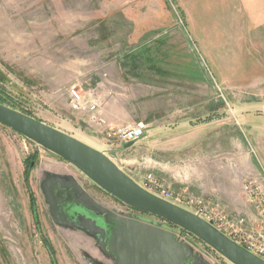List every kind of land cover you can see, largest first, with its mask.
<instances>
[{
    "label": "rangeland",
    "instance_id": "374dc122",
    "mask_svg": "<svg viewBox=\"0 0 264 264\" xmlns=\"http://www.w3.org/2000/svg\"><path fill=\"white\" fill-rule=\"evenodd\" d=\"M71 88L92 92L106 127L142 122L143 138L121 150L71 110ZM0 102L104 153L146 190L155 180L253 223L243 183L264 188V0H0ZM48 185L50 201L61 192L102 222L158 226L187 264H229L1 124L0 264H118L94 220L54 217Z\"/></svg>",
    "mask_w": 264,
    "mask_h": 264
},
{
    "label": "water",
    "instance_id": "95a60500",
    "mask_svg": "<svg viewBox=\"0 0 264 264\" xmlns=\"http://www.w3.org/2000/svg\"><path fill=\"white\" fill-rule=\"evenodd\" d=\"M0 124L74 167L124 207L187 232L227 263L264 264L198 215L138 185L104 153L78 139L2 104ZM136 143L123 144L121 150H128ZM44 188L49 200L50 186ZM48 203L52 204L50 200ZM90 206V210H97ZM99 228L95 226L97 232L102 231L106 250L118 264H187L182 245L168 232L117 218L104 219Z\"/></svg>",
    "mask_w": 264,
    "mask_h": 264
},
{
    "label": "built area",
    "instance_id": "2783aa9c",
    "mask_svg": "<svg viewBox=\"0 0 264 264\" xmlns=\"http://www.w3.org/2000/svg\"><path fill=\"white\" fill-rule=\"evenodd\" d=\"M67 93L71 110L76 113H86L89 123L105 127L106 138L117 142L119 147L129 142H138L143 138L146 126L142 122L125 127H106L101 107L91 91L84 94L82 91L71 88ZM148 184L149 192L155 191L157 196L176 205L184 204L187 210L198 215L226 237L264 261V188L255 180H246L243 183L244 194L255 212L253 223L244 217L218 212L196 197L173 198L172 194L164 190L163 186L155 180H149Z\"/></svg>",
    "mask_w": 264,
    "mask_h": 264
},
{
    "label": "flooded vegetation",
    "instance_id": "af4514ba",
    "mask_svg": "<svg viewBox=\"0 0 264 264\" xmlns=\"http://www.w3.org/2000/svg\"><path fill=\"white\" fill-rule=\"evenodd\" d=\"M80 173V172H79ZM63 193V192H62ZM53 194V193H52ZM56 195L54 196L53 201H51L52 206H53V215L54 217L59 221V222H70V223H77V221H79L78 217L79 216H83L85 218H89L91 220H94L97 224V226H100L102 223L101 217L98 216H94L91 212L84 210L81 207H77L76 205H74L73 203V199L71 200V202L69 201V199L66 197L62 198V201L60 200V195L61 192L55 193ZM59 196V197H58ZM108 196V195H107ZM110 197V196H109ZM112 198V197H110ZM113 199V198H112ZM116 201V200H115ZM118 202V201H116ZM119 203V202H118ZM121 204V203H119ZM121 206H123L121 204ZM124 207V206H123ZM126 208V207H125ZM129 209V208H128ZM132 210V209H130ZM134 211V210H132ZM137 212V211H134ZM140 213V212H138ZM144 214V213H142ZM147 215V214H146ZM98 217V218H97ZM162 223H165L167 225H170L169 223H166L164 221L161 220ZM154 229H158L160 230V228L155 227V226H150Z\"/></svg>",
    "mask_w": 264,
    "mask_h": 264
},
{
    "label": "trees",
    "instance_id": "16d2710c",
    "mask_svg": "<svg viewBox=\"0 0 264 264\" xmlns=\"http://www.w3.org/2000/svg\"><path fill=\"white\" fill-rule=\"evenodd\" d=\"M181 15H182V17H183V13H182V12H181ZM182 19H183V18H182ZM0 103H1V104H4V103H2V102H0ZM23 114H25V113H23ZM28 116H29V115H28ZM23 177H24V183H25V185H26V187H27V191H28V193H29V172L27 171V169H24ZM30 207H31V209H32V211H33L34 208H33L32 198H31V200H30ZM44 243H45V246H46V248L48 249V251H49V253H50V256L53 257L52 249L48 246L47 242H44Z\"/></svg>",
    "mask_w": 264,
    "mask_h": 264
},
{
    "label": "crops",
    "instance_id": "0c3cea01",
    "mask_svg": "<svg viewBox=\"0 0 264 264\" xmlns=\"http://www.w3.org/2000/svg\"><path fill=\"white\" fill-rule=\"evenodd\" d=\"M23 181H24V177H23ZM1 200H2V198L0 197V213H1V208L6 206V203L1 202ZM0 249H2L1 246H0Z\"/></svg>",
    "mask_w": 264,
    "mask_h": 264
}]
</instances>
